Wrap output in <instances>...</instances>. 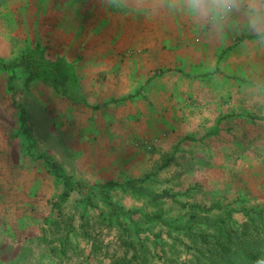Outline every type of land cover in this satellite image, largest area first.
Listing matches in <instances>:
<instances>
[{"label": "rangeland", "instance_id": "obj_1", "mask_svg": "<svg viewBox=\"0 0 264 264\" xmlns=\"http://www.w3.org/2000/svg\"><path fill=\"white\" fill-rule=\"evenodd\" d=\"M185 2L0 0V59L40 45L79 80L73 100L0 69V264H226L230 235L264 245V149L241 135L261 130L264 40L232 47L237 24ZM42 157L87 189L117 184L132 218L75 191L58 205Z\"/></svg>", "mask_w": 264, "mask_h": 264}, {"label": "trees", "instance_id": "obj_2", "mask_svg": "<svg viewBox=\"0 0 264 264\" xmlns=\"http://www.w3.org/2000/svg\"><path fill=\"white\" fill-rule=\"evenodd\" d=\"M260 39L264 38L257 34L241 35L237 37L234 46L241 44L245 40ZM0 69L3 71L20 70L27 75L26 82L28 84L35 80H44L50 82L62 95L73 100H79L78 95H76L79 92V80L74 68L69 66L68 62L62 58L50 60L40 45L27 49L13 61L5 62L0 59ZM165 74L167 72L162 70L160 73L155 74L152 79L164 76ZM208 75L211 74L208 73L204 76ZM197 77L199 76H195L194 78ZM135 97L136 95H131L124 100H130ZM42 158L55 173L56 178L64 184V191L57 201L58 205L68 200L75 191L84 198L88 206L92 204L91 201L94 197H100L110 207L112 216L119 219L120 222L122 218H132L131 212H126L123 206L112 200L111 191L117 188V184L107 183L98 185L92 189H87L82 184H74L70 178L62 173L61 167L57 163L51 161L48 157ZM201 238H204V236L202 235ZM228 242L227 244L218 243L217 245L226 264H264V245L261 242L256 240L249 242L243 238L234 240V235L229 236Z\"/></svg>", "mask_w": 264, "mask_h": 264}, {"label": "clouds", "instance_id": "obj_3", "mask_svg": "<svg viewBox=\"0 0 264 264\" xmlns=\"http://www.w3.org/2000/svg\"><path fill=\"white\" fill-rule=\"evenodd\" d=\"M187 13L196 19L206 20L215 28L225 23L234 12L241 11L240 0H186ZM250 31L264 38V0L244 10Z\"/></svg>", "mask_w": 264, "mask_h": 264}, {"label": "crops", "instance_id": "obj_4", "mask_svg": "<svg viewBox=\"0 0 264 264\" xmlns=\"http://www.w3.org/2000/svg\"><path fill=\"white\" fill-rule=\"evenodd\" d=\"M131 3L130 5H133V0H130ZM240 4H241V11L239 12H234L233 15L234 16H231L225 23L227 27L226 29H230L232 27V25L234 24H237L238 27H240V31L243 33L241 35H246V34H256L252 31L249 30L248 28V25H247V18L246 16L244 15V10L247 9L248 7L252 6V5H256V6H260L261 5V0H240ZM129 5V4H127ZM239 35V36H241ZM238 35L232 37L231 39H233V41L236 43V38L239 37ZM264 39H260V40H245L244 42H242L241 44L239 45H236V46H241V45H249L253 42H259V41H263ZM234 43V45H235ZM255 44H261V43H255ZM233 45V46H234ZM263 111H264V108H263ZM261 118L262 119H258L256 118L255 119V122H258L261 124V130H254L253 133L251 131V123L249 122L248 124H246L243 128V131L241 133V135L244 137V141H243V144L244 145H249L248 144V141H249V137H251L252 135L254 136L255 138V142L257 143L256 145H258L260 148H263L264 149V113L261 115ZM263 123V124H262ZM255 145V146H256Z\"/></svg>", "mask_w": 264, "mask_h": 264}]
</instances>
